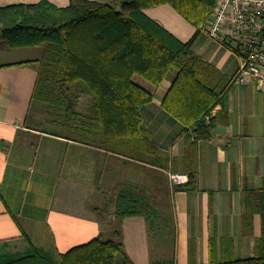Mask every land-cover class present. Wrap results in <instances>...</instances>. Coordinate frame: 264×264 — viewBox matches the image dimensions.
<instances>
[{
  "label": "crops",
  "instance_id": "crops-1",
  "mask_svg": "<svg viewBox=\"0 0 264 264\" xmlns=\"http://www.w3.org/2000/svg\"><path fill=\"white\" fill-rule=\"evenodd\" d=\"M144 12L182 41L196 31L168 4ZM192 49L214 65L215 84L225 89L223 108L206 117L211 134L196 137L162 106L171 78L154 87L135 76L153 93L140 108L153 144L144 152L93 137L86 125H58L33 97L36 58L0 63V252L30 245L64 252L118 228L134 264H212L255 253L262 235L264 88L233 82L239 56L230 39L223 45L201 30ZM91 105L90 95L79 93L76 110L89 115ZM169 172H195L196 187L172 188ZM127 187L149 201L153 218H115L116 195Z\"/></svg>",
  "mask_w": 264,
  "mask_h": 264
},
{
  "label": "trees",
  "instance_id": "trees-1",
  "mask_svg": "<svg viewBox=\"0 0 264 264\" xmlns=\"http://www.w3.org/2000/svg\"><path fill=\"white\" fill-rule=\"evenodd\" d=\"M216 0H69L57 6L48 0L0 5V35L10 48L43 46L36 64L33 97L45 104L53 120L86 125L89 135L120 142L144 152L153 147L142 126L140 108L153 93L135 80L152 86L171 78L162 106L199 138L211 134L210 111L224 104V88L216 86L217 69L197 55L193 43L210 16ZM168 4L196 28L187 41L178 39L144 9ZM79 93L92 99L91 113L76 110ZM186 189H194L195 172ZM262 235L255 253L246 258H224L212 264H264V191L259 193ZM114 216L151 219L156 211L149 201L123 188L114 201ZM106 211L105 204L97 208ZM134 264L126 254L121 231L98 234L64 252L30 245L17 252H0V264ZM169 264V263H156Z\"/></svg>",
  "mask_w": 264,
  "mask_h": 264
},
{
  "label": "built area",
  "instance_id": "built-area-1",
  "mask_svg": "<svg viewBox=\"0 0 264 264\" xmlns=\"http://www.w3.org/2000/svg\"><path fill=\"white\" fill-rule=\"evenodd\" d=\"M203 30L223 45L233 41L239 63L233 82L264 88V0H216ZM170 186L185 184L187 173L169 172Z\"/></svg>",
  "mask_w": 264,
  "mask_h": 264
},
{
  "label": "rangeland",
  "instance_id": "rangeland-1",
  "mask_svg": "<svg viewBox=\"0 0 264 264\" xmlns=\"http://www.w3.org/2000/svg\"><path fill=\"white\" fill-rule=\"evenodd\" d=\"M43 53H44L43 46H33L32 48H29V49L10 48L2 40L1 35H0V63L14 61L15 59H28V58L39 59L42 57ZM62 133H65V131L63 130ZM104 204L105 206L109 205L107 201H105ZM104 237L108 238L110 237V234L105 232ZM45 247L50 252H56V250H54L53 247L51 248H49V246H45Z\"/></svg>",
  "mask_w": 264,
  "mask_h": 264
}]
</instances>
